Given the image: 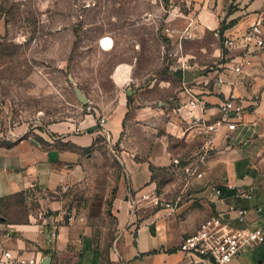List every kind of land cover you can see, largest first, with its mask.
Masks as SVG:
<instances>
[{"label": "crops", "instance_id": "crops-1", "mask_svg": "<svg viewBox=\"0 0 264 264\" xmlns=\"http://www.w3.org/2000/svg\"><path fill=\"white\" fill-rule=\"evenodd\" d=\"M187 1L195 10L177 18L178 24L193 34L220 33L223 25L222 36L237 39L217 70L197 77L190 86L184 85V77L183 83L167 86L168 100L144 101L138 91L133 105L119 93L121 83L111 77L117 94L102 95L104 104L94 112L49 124L36 134L15 130L0 139V201L32 191L41 194L40 205L30 210L27 220L0 222V264L4 250L35 264H43L46 256L50 264H214L212 259L187 257L178 247L186 235L229 204L251 210L243 223L227 216L219 234L264 229V186L257 184L261 170L248 160L255 151L262 158L260 167L264 164V49L246 46L243 39L263 16L264 0H234L231 11L226 4L232 0ZM135 67L124 64L117 76L139 82L144 75L135 74ZM218 75L224 78L222 83L216 82ZM195 97L201 104L193 107ZM231 97L245 108L243 122L233 133L223 127L215 148L200 163L203 138L188 129V122L192 116L218 119L220 105ZM110 102L115 103L111 108L105 105ZM106 155L121 168L117 190L88 191V184L95 181V163ZM176 160L194 162L199 171L190 184L178 187L180 192L169 188L161 193L154 172L175 171ZM210 182L217 184L205 187ZM218 185L237 186L252 192L253 198L217 195ZM156 196L183 200L169 210L156 206ZM229 264H264V241Z\"/></svg>", "mask_w": 264, "mask_h": 264}, {"label": "rangeland", "instance_id": "rangeland-1", "mask_svg": "<svg viewBox=\"0 0 264 264\" xmlns=\"http://www.w3.org/2000/svg\"><path fill=\"white\" fill-rule=\"evenodd\" d=\"M233 1L226 4L227 11L234 8ZM193 10L187 0H0V139L15 130L36 134L49 124L94 112L104 104L102 95L116 96L114 77L121 83L119 93L133 105L138 91L144 101L168 100L167 86L183 83L185 68L206 75L217 70L226 51L223 25L221 36L193 34L177 21ZM124 64L136 66L134 73L144 75L141 81L120 80L117 74ZM75 87L91 101L83 105ZM261 159L255 151L248 158L261 170L257 184L262 187ZM187 164L180 161L175 171L155 170L159 192L190 184L199 168L190 174ZM94 170L88 191L117 190L121 168L114 157L106 155ZM40 196L32 191L1 200L0 222L27 220Z\"/></svg>", "mask_w": 264, "mask_h": 264}, {"label": "built area", "instance_id": "built-area-1", "mask_svg": "<svg viewBox=\"0 0 264 264\" xmlns=\"http://www.w3.org/2000/svg\"><path fill=\"white\" fill-rule=\"evenodd\" d=\"M264 14L259 18L250 28L244 33L243 39L246 46L253 45L257 48L264 49ZM236 38L226 37V49H233L236 47ZM237 71L241 67L236 68ZM224 78L220 75L216 77L217 83H222ZM188 83L184 82V85ZM234 97L225 100L219 107L221 116L216 120H207L203 116H192L188 122V129L194 131L195 135L203 138L199 146L198 160L202 163L209 153L215 148L216 138L223 127H226L231 133L236 132L243 122L244 107L236 106L234 104ZM201 104V100L195 97L191 101L193 107ZM104 118L100 124L103 127ZM114 152V151H113ZM180 164L179 160H176ZM197 164L194 162L185 166V171L192 174L195 171ZM196 169H198L196 167ZM229 189L235 190L234 197L250 200L253 198V193L242 190L234 185L226 186ZM217 195L221 194L219 187H215ZM183 200L182 196L177 197L174 201H166L161 197H154L153 202L157 207L175 210L177 205ZM250 209L245 206H236L229 204L226 211L219 212L205 219L199 226L196 232L186 235L180 243L178 250L187 257H198L212 259L214 264H229L245 249L260 245L264 241V229L241 228L234 232H225L219 234L218 230L223 222L228 218L235 219L240 223L246 221ZM3 256L5 258L4 264H35L34 262H26L14 255L11 250H4Z\"/></svg>", "mask_w": 264, "mask_h": 264}, {"label": "water", "instance_id": "water-1", "mask_svg": "<svg viewBox=\"0 0 264 264\" xmlns=\"http://www.w3.org/2000/svg\"><path fill=\"white\" fill-rule=\"evenodd\" d=\"M206 73V71L204 70H200V69H184V82L185 83H191L193 82L197 77L201 76V75H204ZM75 92H76V95H77V98L78 100L83 104V105H86L89 100L87 98V96L84 94V92L78 88V87H75L74 88ZM257 136V134L255 135ZM51 262V258L46 256L43 260H42V263L43 264H50Z\"/></svg>", "mask_w": 264, "mask_h": 264}, {"label": "trees", "instance_id": "trees-1", "mask_svg": "<svg viewBox=\"0 0 264 264\" xmlns=\"http://www.w3.org/2000/svg\"><path fill=\"white\" fill-rule=\"evenodd\" d=\"M222 33H223V31H222ZM218 187L221 190V194L226 193V192L229 193V195H234L235 194V190L229 189L226 186L218 185Z\"/></svg>", "mask_w": 264, "mask_h": 264}]
</instances>
